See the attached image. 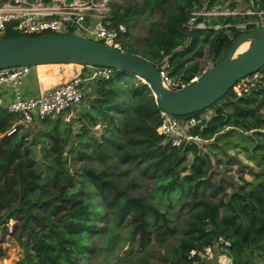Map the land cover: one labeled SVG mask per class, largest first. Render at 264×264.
Listing matches in <instances>:
<instances>
[{"label":"trees","instance_id":"1","mask_svg":"<svg viewBox=\"0 0 264 264\" xmlns=\"http://www.w3.org/2000/svg\"><path fill=\"white\" fill-rule=\"evenodd\" d=\"M120 1L108 0L103 19L117 30L120 48L157 69L167 63L168 74L185 83L196 75V63L189 61L203 44L207 43L214 64L241 33L235 25L249 18L197 15L192 24L205 26H191L193 11L224 4L233 9L236 0ZM245 1L264 9V0ZM215 24L219 27L213 28ZM19 35L7 29L4 37ZM94 87L91 106L107 122V133L99 138L89 132V122L75 133L68 123H50L40 136L31 137L27 129L6 134L17 117L0 109V231L5 233L7 220H14L10 236L21 251L14 264H75L79 256L94 250L106 253L124 244L135 248L134 238L138 252L151 239L161 244L177 230L171 217L174 204L186 207L187 215L169 252L161 254L162 262L136 255L134 264H208L200 255L206 248L225 254L231 264H264V117L259 112L264 93L236 96L228 90L208 107L213 114L202 121V128L190 131L202 143L175 146L157 133L160 108L140 79L114 70L108 79L96 80ZM24 136L30 139L24 141ZM34 144L39 146L41 164L31 149ZM229 147L243 151L256 167L249 169L250 180L240 175L231 191L210 177L219 154ZM66 153L83 160L95 154L102 167L88 161L71 167ZM110 153L128 164L127 171L135 165L156 177L149 191L154 201L133 189L135 177L120 181L114 175L105 161ZM102 216L108 218L98 232ZM123 226L128 227L125 233L119 230ZM227 262V257H220L221 264Z\"/></svg>","mask_w":264,"mask_h":264},{"label":"built area","instance_id":"2","mask_svg":"<svg viewBox=\"0 0 264 264\" xmlns=\"http://www.w3.org/2000/svg\"><path fill=\"white\" fill-rule=\"evenodd\" d=\"M217 7L218 5L211 9L193 11L190 23L197 15L237 14L235 8L227 7V11L217 12L215 11ZM108 10V0H0V38L4 37L7 29L22 35H37L44 32L65 33L72 30L71 32L121 49L117 40V30L107 26L103 20L107 16ZM243 14L249 18L236 26L238 30H247L248 25L250 26L248 29L264 26V9L250 7ZM118 30L123 31L124 26L119 24ZM82 66L88 68V71L72 76L37 97L21 96L18 93L10 101H5L0 97V109H6L17 117L6 134L28 130L35 121H42L49 116L58 115L78 104L86 94L90 83L98 79H108L114 71V69L105 66ZM167 66L168 64L164 63L158 69L162 85L166 88H183L197 77L195 75L188 83L176 80L168 74ZM32 67L31 65H17L0 69V84L15 85L19 83L31 71ZM231 89L236 96L258 91L263 94L264 66L238 79ZM259 112L264 117V105L259 108ZM159 116L156 131L162 136L164 142L179 146L202 141L197 135H192L190 132L196 126L199 129L202 128L201 123L205 119L201 114L199 116H176L160 109ZM29 139L30 136L23 137L24 141ZM13 223L14 220L11 218L5 223L7 236H10ZM225 244L228 242L225 241ZM11 247L13 248L14 245L12 244ZM4 260L5 258L2 259L0 256V264H5Z\"/></svg>","mask_w":264,"mask_h":264},{"label":"water","instance_id":"3","mask_svg":"<svg viewBox=\"0 0 264 264\" xmlns=\"http://www.w3.org/2000/svg\"><path fill=\"white\" fill-rule=\"evenodd\" d=\"M246 40L247 47L236 53ZM63 63L105 66L132 75L148 86L162 111L186 116L208 108L238 79L264 66V26L241 31L221 59L180 89L164 87L157 67L145 58L78 33L44 32L0 38V69ZM31 149L41 164L37 145H31Z\"/></svg>","mask_w":264,"mask_h":264},{"label":"rangeland","instance_id":"4","mask_svg":"<svg viewBox=\"0 0 264 264\" xmlns=\"http://www.w3.org/2000/svg\"><path fill=\"white\" fill-rule=\"evenodd\" d=\"M125 0L120 1V3H123ZM127 1V0H126ZM227 4L224 5H218V7L215 9V11H227ZM251 6L249 3H247L245 0H236V6L235 11L237 14L244 15L243 12L249 9ZM219 14H209L203 16L206 19H209L210 17H217ZM196 17V16H195ZM193 23V22H192ZM191 26H197V27H204V23L200 22L198 24H192ZM216 26L212 25V27H219V25L215 24ZM239 25L236 24L235 27ZM227 26V25H226ZM213 27V28H214ZM243 43V46H246L249 44V41L246 40ZM241 43V44H242ZM241 47V50H244V47ZM238 51V53L240 52ZM190 63H196L197 70H196V76L202 75L211 65H212V58L211 53L209 50V47L207 43L203 44V47L199 53H196L192 56ZM78 65V64H77ZM70 66H63V64H52L49 67H71ZM48 67V66H47ZM89 101V100H88ZM209 111V114H213L212 108H206L201 111L207 112ZM107 123V122H105ZM104 124V123H103ZM80 128L79 124L77 123L75 125V131H78ZM98 129V128H97ZM96 133V136L98 134H104L106 135L107 131H105V127L100 125L99 130L94 131ZM202 143V141L200 142ZM67 158L70 159V166H78L80 163L88 161L91 165L101 168L102 165L100 163V160L96 158V155L93 154V158L90 159H81L78 155L74 153H66ZM111 157L105 158V161L107 163H110L111 165V171L116 175L120 181H124L127 178L135 177L137 180L134 184L133 189L136 190L139 193H142L147 198L151 200H155L154 197H151L149 194L150 189L152 188V184L155 181L156 177H153L150 173H143L135 167V165H129V170H126V167L128 164L126 162H120L116 159L115 156H112V153H110ZM74 158V159H73ZM191 160L190 153L188 154V161ZM214 170L211 172L210 177L212 181L220 182L227 191H231L234 188L235 182H240V175L247 180H250L252 176L248 173L249 169L252 167L253 169H256L254 163L252 160L247 159L244 152L241 151L238 148H231L229 147L226 151V153H221L218 156V160L216 161ZM127 171V172H125ZM125 172V173H124ZM88 196L93 197L96 202L100 203V199L94 195L91 192H88ZM161 207H166V204H161ZM172 214L171 217L174 218V220L177 223V230L167 236V239L164 240L161 244L156 243L153 239H151L150 244L146 249H141L139 252L136 250V247L138 245V241L136 238L132 240L133 247L128 248L127 244L119 246L118 249H111L110 251L103 253L98 250H94L91 252H87L85 256H79L76 260L75 264H134L136 261V255L139 254H146L152 261L155 262H162L160 259V256L164 252H169L170 246L175 242L179 235V230L182 225V222L184 218L186 217V207L182 209H178V205L174 204V206L171 207ZM178 209V210H177ZM108 217L102 216L101 219H99L98 222V228L97 231L100 232L106 225V220ZM121 233H125L128 230L127 226H123L119 228ZM7 243V244H6ZM100 241H97V244H99ZM14 245L16 247L12 248L11 245ZM18 244L16 240L12 238V236H7L5 233H2L0 231V256L2 259L5 258V264H14L15 261L20 256V247L18 248ZM5 251V252H4ZM3 253V254H2ZM201 257L207 260L208 264H221L220 263V257L225 256L228 258L227 264H231V259L226 256L225 254L217 253L216 251L212 250L211 248H206L204 252L200 253ZM198 264V263H195Z\"/></svg>","mask_w":264,"mask_h":264},{"label":"crops","instance_id":"5","mask_svg":"<svg viewBox=\"0 0 264 264\" xmlns=\"http://www.w3.org/2000/svg\"><path fill=\"white\" fill-rule=\"evenodd\" d=\"M52 64L45 65H36L33 66L31 71L24 76L21 81L15 85L10 83H1L0 84V97L5 101L12 100L16 93L21 96H32L37 97L41 93L46 92L47 90L62 84L67 79L71 78L74 75H78L81 73H85L88 71V68H85L82 65L71 64V63H63V66L71 67H49ZM48 66V67H47ZM95 81L90 83L86 94L82 98V100L61 112L58 115L49 116L42 121H35L32 125L31 129L28 130L31 137L36 135H41L44 133L45 126L50 125V123H59V125H63L64 123H68L72 127V132L75 133V125L78 123L81 127V124L92 123V125H88L89 132L94 135V137H98L101 135L94 131L99 130L100 125L106 127L105 123L101 116H96V109L91 106V101L96 97L95 91ZM89 100V101H88ZM89 113L94 116V118H90ZM204 119H208L211 117L209 111L200 113ZM98 128V129H97ZM80 129V128H79ZM79 131V130H78ZM38 150L39 146L37 145ZM7 244V243H6Z\"/></svg>","mask_w":264,"mask_h":264},{"label":"bare ground","instance_id":"6","mask_svg":"<svg viewBox=\"0 0 264 264\" xmlns=\"http://www.w3.org/2000/svg\"><path fill=\"white\" fill-rule=\"evenodd\" d=\"M243 46V43L242 44H240L239 46H238V48H237V50H236V53H238V51H240L241 50V47ZM244 48L246 47V46H243Z\"/></svg>","mask_w":264,"mask_h":264}]
</instances>
